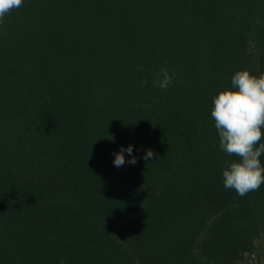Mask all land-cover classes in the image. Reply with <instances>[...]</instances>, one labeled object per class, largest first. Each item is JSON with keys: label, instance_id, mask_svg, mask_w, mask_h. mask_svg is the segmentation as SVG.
Segmentation results:
<instances>
[{"label": "trees", "instance_id": "obj_1", "mask_svg": "<svg viewBox=\"0 0 264 264\" xmlns=\"http://www.w3.org/2000/svg\"><path fill=\"white\" fill-rule=\"evenodd\" d=\"M161 66L176 74L163 90L151 84ZM241 69L264 72V0L10 10L0 20V264H243L264 235V184L244 196L223 187L222 161L238 158L213 146L210 116ZM129 143L137 162L115 167Z\"/></svg>", "mask_w": 264, "mask_h": 264}, {"label": "clouds", "instance_id": "obj_2", "mask_svg": "<svg viewBox=\"0 0 264 264\" xmlns=\"http://www.w3.org/2000/svg\"><path fill=\"white\" fill-rule=\"evenodd\" d=\"M22 3L23 0H0V20ZM175 75L161 66L151 82L152 87L168 88ZM146 83L141 81L142 86ZM230 83L231 88L219 90L211 98L210 116L218 137V145L213 146H218L228 157L238 158L222 161L221 182L224 188L244 196L264 184V164L260 160L264 155V72L253 75L247 69L237 70L231 75ZM153 155L146 148L140 158L149 160ZM136 162L131 143L113 152L112 164L117 168Z\"/></svg>", "mask_w": 264, "mask_h": 264}, {"label": "rangeland", "instance_id": "obj_3", "mask_svg": "<svg viewBox=\"0 0 264 264\" xmlns=\"http://www.w3.org/2000/svg\"><path fill=\"white\" fill-rule=\"evenodd\" d=\"M253 253L245 254L241 262L243 264H264V235H259L253 242Z\"/></svg>", "mask_w": 264, "mask_h": 264}]
</instances>
